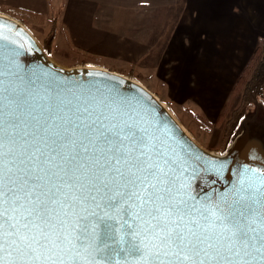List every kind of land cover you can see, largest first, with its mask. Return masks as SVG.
<instances>
[{"label":"snow or ice","instance_id":"6c2138e0","mask_svg":"<svg viewBox=\"0 0 264 264\" xmlns=\"http://www.w3.org/2000/svg\"><path fill=\"white\" fill-rule=\"evenodd\" d=\"M45 111L44 119L25 122L11 112L4 120L0 107V251L11 249L24 264L62 252L71 245L67 218L102 195L111 208L123 205L125 215L127 201H136L157 264H264V181L242 188L204 223H185L190 206L173 196L168 172L154 162L139 128ZM73 228L77 242L87 237L88 217L77 216ZM101 250L119 255L108 243ZM125 251L143 256L136 243L120 249Z\"/></svg>","mask_w":264,"mask_h":264},{"label":"water","instance_id":"95a60500","mask_svg":"<svg viewBox=\"0 0 264 264\" xmlns=\"http://www.w3.org/2000/svg\"><path fill=\"white\" fill-rule=\"evenodd\" d=\"M0 69L5 73L0 77L4 120L10 112L25 122H31V116L44 119L48 109L72 119L107 117L139 128L154 162L168 172L173 196L187 200L190 206L185 223H204V217L212 218L218 205L236 200L242 188L264 181V101L257 90H251L223 152L215 153L195 141L167 105L135 78L98 65L63 66L22 22L4 13H0ZM127 203V215L123 205L107 206L102 195L95 203L77 206L76 215H70L64 225L71 245L33 264H157L143 213L134 199ZM255 208L261 210L259 204ZM77 216L88 217L89 229L87 237H78L79 242L73 228ZM105 243L119 255L107 256L101 250ZM132 243L143 249V256L120 252ZM0 264L24 261L5 247L0 251Z\"/></svg>","mask_w":264,"mask_h":264},{"label":"crops","instance_id":"0c3cea01","mask_svg":"<svg viewBox=\"0 0 264 264\" xmlns=\"http://www.w3.org/2000/svg\"><path fill=\"white\" fill-rule=\"evenodd\" d=\"M191 2L192 11L187 0H0V13L18 20L19 11L49 18L54 32L61 29L66 43L89 53L101 67L121 74L146 68L160 80L177 81L185 91L193 78L197 87L204 86L205 96H200L213 98L221 89L225 92L226 83L232 84L231 92L259 37H264V0ZM207 3L214 4L210 9H215L221 27L202 33L190 24L194 19L197 26L199 12L205 17L212 13ZM186 35L193 42L187 43ZM208 35L216 36L211 39L214 62L201 65V39ZM249 35L252 42L241 49L242 38Z\"/></svg>","mask_w":264,"mask_h":264},{"label":"rangeland","instance_id":"374dc122","mask_svg":"<svg viewBox=\"0 0 264 264\" xmlns=\"http://www.w3.org/2000/svg\"><path fill=\"white\" fill-rule=\"evenodd\" d=\"M178 1V0H174ZM192 2L187 0V7L192 11ZM214 4L207 3L208 9ZM215 9L211 8L209 15L204 16V13H198L197 26L193 19L190 26L196 27L200 32H213L216 28L221 27V21H216V15L213 12ZM19 13V14H17ZM16 15H21L24 25L30 30L34 37L47 48L48 54L57 63L63 66H76L84 64L98 65L97 59L93 57H84L81 53H78L76 49H73L70 44L66 43L65 36L62 35V30H55L53 35L49 34L50 28H52V22L49 18H41L35 16H29L30 13L26 11H19ZM58 10L56 11V15ZM193 18V15H192ZM215 19V20H214ZM241 22V20H239ZM191 29V31L193 30ZM215 35L202 36V60L201 65L213 61L211 57V39L215 38ZM210 38V40H209ZM245 38V39H244ZM242 38L240 42L241 49L245 48L252 39L249 35ZM209 40L207 45L206 40ZM264 41V37L258 40L256 45H259ZM186 42H193L190 35H186ZM208 54V57L205 55ZM185 54V52H184ZM96 59V60H95ZM185 59L181 58L183 63ZM214 62V61H213ZM99 66V65H98ZM146 68H140L132 70L129 74H124L129 77L134 75L135 79L146 86L151 92H153L174 114L178 121L183 125L187 132L192 138L197 141L205 149L215 152L222 153L228 140L224 139V128L225 121L230 116V112L240 105V96L231 95L230 88L231 83H226L227 87H224L225 92L221 89L219 93L213 98H202L200 95L205 96L204 86L195 83V79L191 78L188 80L186 88L189 91L181 90L180 84L177 81L169 83L166 80L169 77L159 79L153 73L145 70ZM128 70V69H127ZM127 73V72H125ZM133 78V77H132ZM221 88L223 83L220 84ZM234 85V84H233ZM223 114L224 117L221 118Z\"/></svg>","mask_w":264,"mask_h":264},{"label":"trees","instance_id":"16d2710c","mask_svg":"<svg viewBox=\"0 0 264 264\" xmlns=\"http://www.w3.org/2000/svg\"><path fill=\"white\" fill-rule=\"evenodd\" d=\"M19 21L24 24L22 20ZM49 34H54V28H50ZM45 49L47 50L46 46ZM76 51L84 57L89 56L87 52L79 49ZM251 90H257V96L264 101V41L254 48L249 60L231 89V95H239L241 101L240 105L230 112V116L225 121L224 139L226 141L229 139L235 125L249 103ZM222 117H224L223 114L221 115Z\"/></svg>","mask_w":264,"mask_h":264}]
</instances>
